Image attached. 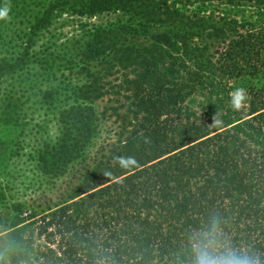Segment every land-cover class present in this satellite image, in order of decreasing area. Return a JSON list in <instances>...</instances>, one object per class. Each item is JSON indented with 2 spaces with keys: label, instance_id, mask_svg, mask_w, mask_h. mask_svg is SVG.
<instances>
[{
  "label": "trees",
  "instance_id": "16d2710c",
  "mask_svg": "<svg viewBox=\"0 0 264 264\" xmlns=\"http://www.w3.org/2000/svg\"><path fill=\"white\" fill-rule=\"evenodd\" d=\"M5 8L0 125L21 120L29 91L56 110L60 135L30 153L44 174L86 157L94 100L119 94L124 112L114 142L57 204L0 212V264H192V238L214 218L228 243L264 257V0H0ZM105 14L117 17L92 21ZM68 22L76 33L60 31ZM244 77L257 81L235 111L232 83ZM206 93L228 103L216 111L198 99Z\"/></svg>",
  "mask_w": 264,
  "mask_h": 264
},
{
  "label": "rangeland",
  "instance_id": "374dc122",
  "mask_svg": "<svg viewBox=\"0 0 264 264\" xmlns=\"http://www.w3.org/2000/svg\"><path fill=\"white\" fill-rule=\"evenodd\" d=\"M116 17L117 14H105L92 21L104 23L114 20ZM55 25L59 26L60 24ZM61 25L64 27L60 28V31L65 35L77 32L78 27L73 23L68 22ZM77 79L84 81L81 76ZM252 81L256 82L257 79L244 77L232 85L247 90ZM1 86L8 88L10 85L5 83ZM47 86L50 85H42L44 89ZM17 88L19 89L20 86L17 85ZM110 89L112 88L107 86V90L110 91ZM35 92L29 91L27 94L29 98H23L20 106L17 107V112L21 113L20 121L0 125V212L4 216L7 212L5 207L13 202L30 203L35 200L42 203L45 201L49 206L57 204L64 191L74 185L80 173L84 171L85 164L94 158L99 149L113 143L120 129L121 119L117 113L123 114L124 99L119 94H107L94 100L99 119L98 131L86 151V157L71 163L66 171L58 177L44 174L38 161L33 156L31 157L30 153L43 145L44 142L50 140L54 142L61 133V123L58 116L53 114L56 110L43 103L41 97L33 94ZM198 99L205 101L207 105L212 104L216 111L222 107L221 104L224 101V104L228 103L227 99H223L221 93L213 94V96H208L206 93L204 97L201 96ZM232 120H236V118L233 116ZM4 233L5 231H0V251H3L5 246Z\"/></svg>",
  "mask_w": 264,
  "mask_h": 264
},
{
  "label": "clouds",
  "instance_id": "9594fccd",
  "mask_svg": "<svg viewBox=\"0 0 264 264\" xmlns=\"http://www.w3.org/2000/svg\"><path fill=\"white\" fill-rule=\"evenodd\" d=\"M9 9L0 10V19L7 20ZM247 99L246 90L237 88L231 95L230 104L233 110L239 111ZM213 123H219L213 119ZM116 162L122 168H128L136 163L132 158L116 157ZM110 175V173H105ZM192 264H264V257L246 249L232 246L224 236L220 221L214 218L212 228L195 235L191 241Z\"/></svg>",
  "mask_w": 264,
  "mask_h": 264
}]
</instances>
